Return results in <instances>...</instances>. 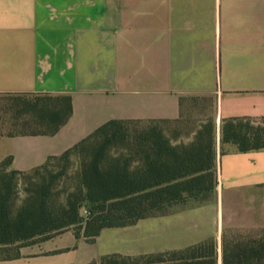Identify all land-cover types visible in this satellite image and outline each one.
I'll return each instance as SVG.
<instances>
[{"label": "crops", "instance_id": "1", "mask_svg": "<svg viewBox=\"0 0 264 264\" xmlns=\"http://www.w3.org/2000/svg\"><path fill=\"white\" fill-rule=\"evenodd\" d=\"M17 95L73 105L55 135L0 129V163L21 172L109 122L163 128L180 146L212 121L213 198L155 220L159 251L213 241L223 264L224 235L264 233V150L239 152L221 135L230 119L264 121V0H0V96ZM180 123L194 126L168 130Z\"/></svg>", "mask_w": 264, "mask_h": 264}, {"label": "trees", "instance_id": "2", "mask_svg": "<svg viewBox=\"0 0 264 264\" xmlns=\"http://www.w3.org/2000/svg\"><path fill=\"white\" fill-rule=\"evenodd\" d=\"M5 108L3 136H51L73 113L69 96L17 95ZM164 129L109 122L58 157L30 171L0 163V261L72 230L91 240L109 228L171 215L209 203L215 190L212 121L190 145L173 146ZM222 142L239 152L264 150V121L223 122ZM72 173L70 172V170ZM88 216L82 215V210ZM101 264H217L214 242L185 252L140 258L105 257ZM223 264H264V233L223 236Z\"/></svg>", "mask_w": 264, "mask_h": 264}, {"label": "rangeland", "instance_id": "3", "mask_svg": "<svg viewBox=\"0 0 264 264\" xmlns=\"http://www.w3.org/2000/svg\"><path fill=\"white\" fill-rule=\"evenodd\" d=\"M10 103L11 97L0 96V125L5 123L7 128L11 125L12 116L6 114L5 108ZM193 126L194 124L180 123L174 124V127L168 130L187 133L193 129ZM73 170L74 168L70 172L72 173ZM82 215L88 216L85 208L82 210ZM159 218L141 220L133 226L124 228L104 229L99 236L91 240L84 237L77 240L74 232L69 230L48 241L26 246L20 249L18 259L0 261V264H101L105 257L140 258L146 255H166L170 252L159 251L162 243L155 232V220H160ZM242 233L240 231L236 234Z\"/></svg>", "mask_w": 264, "mask_h": 264}]
</instances>
